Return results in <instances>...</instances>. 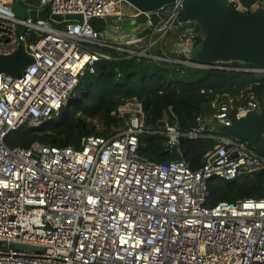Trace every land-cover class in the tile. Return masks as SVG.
Here are the masks:
<instances>
[{
    "label": "built area",
    "instance_id": "obj_1",
    "mask_svg": "<svg viewBox=\"0 0 264 264\" xmlns=\"http://www.w3.org/2000/svg\"><path fill=\"white\" fill-rule=\"evenodd\" d=\"M15 3L28 13L49 8L50 16L18 17ZM123 3L0 0V56L23 46L34 59L20 78L0 74V264H264V199L206 206L210 179L233 181L264 169V158L240 138L208 134L217 124L232 127L249 115L264 116V104L254 96L219 101L213 117H199L189 132L180 130L172 108L158 130L148 128L143 104L131 99L114 113L124 121L121 129L109 137L84 136L80 148L38 141L28 148L6 144L25 125H57L61 118H50L73 100L81 80L95 74L100 61L145 59L178 69H231L168 52L166 40L177 28L182 0L158 10L157 24L150 19L153 13L126 15ZM230 3L247 13L239 2ZM126 19L137 20L132 32L123 31ZM93 20L112 29L96 30ZM197 27L178 35L180 47L204 40L206 33ZM235 70L264 75V67ZM157 134L167 138L172 155L180 152L182 138H210L218 145L203 168L193 171L181 152L180 160L168 163L140 155V137ZM29 246L38 251L18 248Z\"/></svg>",
    "mask_w": 264,
    "mask_h": 264
},
{
    "label": "trees",
    "instance_id": "obj_2",
    "mask_svg": "<svg viewBox=\"0 0 264 264\" xmlns=\"http://www.w3.org/2000/svg\"><path fill=\"white\" fill-rule=\"evenodd\" d=\"M235 1L247 9V13H251L254 6L264 0ZM139 20L144 22L145 18ZM92 25L99 31L107 26L100 20H93ZM197 31L205 35L202 27L198 26ZM179 58L186 60L187 56L179 55ZM220 66L231 69L223 70L215 66L209 69H178L145 59L100 61L96 65V73L81 80L72 100V109L63 110L64 117H61L57 125L44 128L25 125L11 133L6 144L11 148H28L38 141L56 147L80 148L84 136L109 137L115 134V129L123 127L124 121L114 113L119 106L131 99L143 104L148 128L158 130L162 125L164 112L172 108L182 132L194 129L199 117L212 118L216 111L214 105L223 99L245 101L249 96H254L264 104V75L235 70L240 67L255 69L264 66L242 63H222ZM66 114L68 115L65 116ZM95 120L107 127L105 133L97 132L93 124ZM88 121L92 124H88ZM208 134L224 135L218 124ZM166 143L165 136L143 135L140 137L139 153L152 162L168 163L173 160V155L166 149ZM217 145L218 141L210 138H182L179 149L182 159L193 171H198L206 164V155ZM250 147L264 158V137ZM207 185L209 197L206 206L209 208L221 202H236L246 198L264 199V169L233 181L212 178Z\"/></svg>",
    "mask_w": 264,
    "mask_h": 264
},
{
    "label": "water",
    "instance_id": "obj_3",
    "mask_svg": "<svg viewBox=\"0 0 264 264\" xmlns=\"http://www.w3.org/2000/svg\"><path fill=\"white\" fill-rule=\"evenodd\" d=\"M175 1L126 0L131 7L141 13H153L150 15V19L154 24L159 21L156 12ZM182 3V11L174 22L175 27L187 28L188 33L192 34L194 27L198 25L206 33L204 40L192 48L190 59L203 64L242 63L264 66V1L259 10L251 13L237 12L232 7L230 0H182ZM12 10L21 18L31 16L32 18L48 19L50 16L49 8L42 12L28 13L20 3H15ZM65 18L82 21L81 16ZM53 19L62 21L64 18L53 16ZM128 21L125 20L123 24L126 25L133 20ZM108 22L113 24V18H109ZM32 63H34V59L26 53L22 46L11 56H0V74L5 73L13 78H20ZM65 108L70 111L72 101H69ZM60 113L63 115V111ZM54 117L55 115L49 121H52ZM214 126L215 124H210V128ZM221 131L224 135L240 138L245 143L253 145L259 138L264 137V116L249 115L236 122L232 127H221ZM180 159V152L175 149L173 160Z\"/></svg>",
    "mask_w": 264,
    "mask_h": 264
},
{
    "label": "crops",
    "instance_id": "obj_4",
    "mask_svg": "<svg viewBox=\"0 0 264 264\" xmlns=\"http://www.w3.org/2000/svg\"><path fill=\"white\" fill-rule=\"evenodd\" d=\"M129 15H131V14H129ZM128 20L126 19L127 22H129ZM136 23H137V21L135 22L133 20L131 23H127L126 25H124V28H128L127 29L128 33L132 32L135 29V27H136ZM110 25H115V24L113 22V24L110 23ZM183 32H188L187 28L177 27L168 36V38L166 40V48H167V50H169V52L171 54H176V53L181 54L182 53V55L190 56V52H191V48H192V47L190 48V46H181L180 47V51L176 50V48H177V45H176L177 44V37H178L179 34H182ZM214 128H216V126ZM220 129H221V126H220Z\"/></svg>",
    "mask_w": 264,
    "mask_h": 264
},
{
    "label": "rangeland",
    "instance_id": "obj_5",
    "mask_svg": "<svg viewBox=\"0 0 264 264\" xmlns=\"http://www.w3.org/2000/svg\"><path fill=\"white\" fill-rule=\"evenodd\" d=\"M122 11L126 14V15H129V14H133L135 13V9L133 7H131L127 2L126 3H123L122 7H121ZM264 9V8H263ZM110 26V25H109ZM107 26V29L111 30L112 28ZM128 28H124L123 31L127 32ZM177 48L176 50L180 51V45L177 43ZM77 94V93H76ZM263 104V103H262ZM214 108H217V104L214 105ZM216 112V111H215ZM63 115L61 113L57 114L55 117H58V119H60ZM88 124H92L90 121L87 122ZM93 124L95 126V129L97 130V132H100V133H105L107 131V127L104 126L102 123H100L99 120H95L93 121ZM122 128V127H121ZM121 128H118V129H121ZM118 129H115V132L118 130ZM20 250H28L30 252H37L38 249L35 248V247H32V246H29V247H18Z\"/></svg>",
    "mask_w": 264,
    "mask_h": 264
},
{
    "label": "clouds",
    "instance_id": "obj_6",
    "mask_svg": "<svg viewBox=\"0 0 264 264\" xmlns=\"http://www.w3.org/2000/svg\"><path fill=\"white\" fill-rule=\"evenodd\" d=\"M63 111V110H62Z\"/></svg>",
    "mask_w": 264,
    "mask_h": 264
}]
</instances>
